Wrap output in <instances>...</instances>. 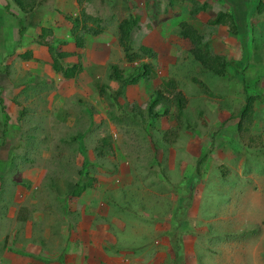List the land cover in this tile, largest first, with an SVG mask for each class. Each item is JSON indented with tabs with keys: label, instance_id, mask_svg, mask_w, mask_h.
Returning a JSON list of instances; mask_svg holds the SVG:
<instances>
[{
	"label": "rangeland",
	"instance_id": "374dc122",
	"mask_svg": "<svg viewBox=\"0 0 264 264\" xmlns=\"http://www.w3.org/2000/svg\"><path fill=\"white\" fill-rule=\"evenodd\" d=\"M77 1L100 19L103 32L76 51L78 60H68L82 66L69 79V67L67 75L53 73L45 47L28 43L67 41L70 25L57 14L76 13L75 0H42L30 15L0 0V124L3 114L8 116L0 134V264H62L59 257L78 227L107 234L87 236L97 242L90 256H100V264H174L171 237L177 234L183 264H264L263 102L255 101L252 124L263 148L242 145L235 121L228 119L245 90L264 91V50L261 40L246 41L245 28V43L238 35L232 58L225 32L205 27L222 5L243 3L246 16L254 1L208 0L212 7L194 20L185 2L169 7L166 0ZM130 15L139 23L136 43L156 52V77L111 101L95 85L107 83L111 92L116 86L107 81V66L127 67L115 32L118 21ZM186 21L212 51L238 62L239 73L233 66L223 76L200 72L189 43L178 35V24ZM24 25L18 38L17 28ZM17 38L26 46L13 49L8 59ZM26 50L32 52L30 61L18 56ZM167 79L176 81L187 100L185 120L192 128L181 127L171 146L160 134L171 122L159 121L148 134L116 108L128 111L133 102L143 103L152 87ZM101 138H109L110 151L96 157ZM82 182L89 188L70 197V185ZM21 208L27 211L25 222L17 219ZM175 226L182 227L177 234Z\"/></svg>",
	"mask_w": 264,
	"mask_h": 264
},
{
	"label": "trees",
	"instance_id": "16d2710c",
	"mask_svg": "<svg viewBox=\"0 0 264 264\" xmlns=\"http://www.w3.org/2000/svg\"><path fill=\"white\" fill-rule=\"evenodd\" d=\"M17 9L23 14H32L34 10L40 5L42 0H9ZM167 5L174 6L177 2H186L189 4L187 16L190 20L196 19L197 15L201 12L207 11L210 7L206 3H199L197 0H166ZM226 1V0H224ZM229 0L227 3H231ZM249 7V11L245 16L246 10L241 5L233 4L229 10L221 8L213 16L205 21V26L211 28H224L226 34L231 37L240 35L245 30L244 22L252 18L253 22L257 24L254 29V25L247 21L248 24H252L249 30V36L246 41L253 43L254 41L261 40L262 48L264 50V3L261 0H252ZM231 9V10H230ZM65 18L70 22L69 34L72 38V43L75 49H83L85 46L86 36H97L102 32L101 21L91 13H87L84 9H79L78 14L70 18L65 15ZM239 18V19H238ZM263 25V27H262ZM139 28L138 19L136 17L128 16L121 20L117 25V44L120 47L123 58L130 64L139 59L140 55H145L151 59H155L156 54L150 47L139 44L134 51V33ZM263 30H261V29ZM256 29L258 30L256 33ZM23 27H19V34L22 35ZM260 34V35H259ZM178 35L180 38L186 40L189 43L188 53L192 59L198 64L197 68L200 72L208 73L215 76H223L227 69L234 67L235 73L238 74V65L234 61L228 60L225 55L215 54L210 50L208 42L204 40V37L199 33L190 23L180 22L178 24ZM38 45H46L47 52L50 57V69L53 73L67 75L66 63L64 60L72 55V53L60 51L56 46L46 44L45 42L35 41ZM243 43L245 38L243 37ZM58 46L64 45V41H55ZM31 53L29 51L20 55V58L30 59ZM72 73L69 77L75 76L76 73L81 71V66L73 65ZM155 66L151 63L138 62L136 67L131 66L126 69L120 70L116 66H110L107 69V79L110 82L116 84L115 91L107 92V84L97 85L98 94L107 99L115 100L117 97L123 94L124 90L128 86L137 85L139 80L149 81L155 77ZM195 84L202 86V83L197 79H191ZM243 90H245L243 88ZM153 93L149 96L148 100L142 106H134L130 110L129 117L132 120L138 121L142 124H148L149 126L161 116H168L174 123V129H168L163 132L161 140L171 146L176 142L178 130L181 127L192 130L189 122L185 120L186 114L184 108L186 105V99L182 93L177 89L176 82L172 79H167L158 83L155 86ZM264 91L261 94H248L245 90V97L243 104L239 109H234L233 117L237 119L236 130L237 136L242 145L252 147L257 150L263 148V143L260 138L252 137L250 129L255 118L253 111V103L255 101H262ZM263 102V101H262ZM0 104H2V98L0 97ZM2 106V105H1ZM24 114L22 109L20 116ZM264 114V111H263ZM5 121L0 124V134L3 137L5 125L7 124L8 116L3 114ZM109 138H101L98 140V145L95 147L96 157H103L104 150L110 151ZM202 159V158H201ZM200 161L197 163V171L200 168ZM196 178H200V174L196 173ZM91 185V184H90ZM89 185L86 183H75L70 185L68 191L69 196L77 198L82 192L87 190ZM27 211L25 208L19 210L17 219L20 222H25L27 219ZM182 230V227L175 226L174 233L177 234ZM171 240L172 254L174 256V264L182 263V249L179 240V236L173 235Z\"/></svg>",
	"mask_w": 264,
	"mask_h": 264
},
{
	"label": "clouds",
	"instance_id": "9594fccd",
	"mask_svg": "<svg viewBox=\"0 0 264 264\" xmlns=\"http://www.w3.org/2000/svg\"><path fill=\"white\" fill-rule=\"evenodd\" d=\"M262 1V0H261ZM42 2V1H41ZM186 3V2H185ZM222 3V2H221ZM41 4V3H40ZM75 6H76V8H77V12L76 13H73L72 15H69V14H64V13H62V12H59L57 15H59V14H61V16L63 17V19L64 20H66L68 23H69V25H70V22L65 18V15H67V16H69L70 18H73V17H75L77 14H78V10L79 9H84L85 11H86V8L84 7V6H81L80 5V3L77 1V0H75ZM188 4V3H187ZM40 6V5H39ZM38 6V7H39ZM37 7V8H38ZM188 7H189V4H188ZM222 8L224 9V10H226L227 8H229V7H227V6H225V7H223V5H222ZM210 9V8H209ZM221 9V8H220ZM219 9V10H220ZM231 10V9H230ZM218 11V10H217ZM87 13H88V11H86ZM202 13V12H201ZM92 14V13H91ZM215 14V13H214ZM213 14V15H214ZM25 15H27V14H25ZM199 15V14H198ZM198 15H197V17H198ZM212 15V16H213ZM130 16H132V17H135V16H133V15H130ZM196 17V18H197ZM211 17V16H210ZM210 17H208V18H210ZM123 20V19H122ZM121 20H119L118 21V23H117V25L119 24V22H120ZM189 23V22H188ZM117 25H116V32H115V40H116V44H117ZM192 25V24H191ZM10 26H12V25H10ZM71 26V25H70ZM70 26H69V29H70ZM193 26V25H192ZM26 26L24 25V27H23V31H22V34H23V32L25 31V28ZM101 27H102V25H101ZM194 27V26H193ZM206 27V26H205ZM257 27V25H255V28ZM195 28V27H194ZM211 27H208V31H209V29H210ZM69 29H68V36H69V39L66 41V40H55V41H64L65 42V44L64 45H61V46H58V44H55L54 43V45L53 46H56L60 51H64V52H69V53H72V55H70V56H68L65 60H64V62L66 63V68L67 67H69V69L71 70H68V72H70V74L72 73V66L73 65H80V61H78L76 64L75 63H68V60L69 59H71V58H75L76 60H78V58H79V56H80V54L79 53H76V51H79V50H82V49H75L74 48V46H73V43H72V38H71V36H70V34H69ZM139 29V28H138ZM214 29V28H213ZM224 29V28H223ZM102 32H103V28H102ZM102 32L99 34V35H101L102 34ZM224 32H225V30H224ZM135 33H136V31H135ZM135 33H134V35H135ZM200 33V32H199ZM17 34H18V38H19V36H20V34H19V27L17 28ZM99 35H97V36H86L85 37V41H86V43H85V45H87V43H88V41H89V39L90 38H94V37H98ZM209 37V36H208ZM211 37V36H210ZM209 37V38H210ZM231 37V36H230ZM16 39V42H15V44H13L12 45V51H11V53L9 54V56H8V59H9V57L10 56H13V54H14V50H19V49H21V48H24L26 45H21V44H19V41H20V39ZM133 40H134V51L136 50L135 48H136V46L137 45H139V44H141L140 42H138V43H136V41H135V39H134V37H133ZM31 41V40H30ZM37 41H40V40H37ZM54 41V42H55ZM40 42H42V41H40ZM46 43V42H45ZM28 44H34L35 46L36 45H38V44H36L35 43V41H31V42H29ZM47 44V43H46ZM69 46V47H71L70 49L68 48V49H65V48H67V47H65V48H63L64 46ZM142 45H144V44H142ZM38 46H43V47H45V49H46V52H45V56H44V60L46 59V57H47V59H48V61H49V63H48V66H49V68H50V57H49V54H48V52H47V46L46 45H38ZM144 46H146V45H144ZM85 47V46H84ZM117 47L120 49V47L118 46V44H117ZM147 47H149V46H147ZM14 49V50H13ZM152 49V48H151ZM211 50V49H210ZM26 51H29L30 53H31V57H30V59H25V60H23V59H21L20 58V55H22L23 53H21L20 55H18L19 56V58L21 59V60H23V61H30V60H32L33 59V56H32V52L30 51V50H26ZM26 51H24V52H26ZM120 51H121V49H120ZM153 51V50H152ZM212 51V50H211ZM213 53H215V54H217V52H214V51H212ZM155 54H156V52H155ZM48 55V56H47ZM121 55H122V58H123V54H122V51H121ZM190 55V54H189ZM221 55V54H220ZM191 57V56H190ZM7 59V60H8ZM155 59H156V57H155ZM155 59H151V58H149V57H147V56H145V55H140V57H139V59L138 60H136V61H134V62H132V64H130V63H128L124 58H123V61L127 64L126 66L127 67H124V68H120V67H118L116 64H109L108 66H107V68H106V71H105V73H106V78H107V69L110 67V66H116L118 69H120V70H123V69H126V68H128V67H131V66H135L136 67V65H137V63L138 62H146V63H151L153 66H155V69H156V64L154 63V60ZM191 59H192V57H191ZM228 59V58H227ZM228 60H231V59H228ZM192 61L196 64V65H198L193 59H192ZM81 66V65H80ZM51 70V69H50ZM66 72H67V70H66ZM82 72V66H81V71L80 72H78V73H76L75 75H77V74H80ZM56 74V73H55ZM61 75V74H60ZM67 77L69 78V79H71V78H73V77H75V76H73V77H69V75H67ZM155 77H156V71H155ZM155 77L153 78V79H150L149 81H144V80H139L138 81V83L141 81V82H146V83H150V82H153V80L155 79ZM194 79V78H193ZM172 80H174V79H172ZM198 80V79H197ZM107 81H108V83L110 82L108 79H107ZM175 81V80H174ZM162 82V81H161ZM176 82V81H175ZM113 83V82H112ZM137 83V84H138ZM158 83H160V82H158ZM158 83H156L153 87H152V90L150 91V93L148 94V96H147V98H146V100L143 102V103H141V104H136L135 102H133L132 104H131V107H130V109H128V111H125L123 108H122V105H117L116 106V108L118 109V113L119 114H121L122 116H127L128 118H130L129 117V114H130V110H132V108L136 105V106H142L147 100H148V98H149V96L153 93L152 91L155 89V86L158 84ZM102 84H107V83H102ZM115 84V83H114ZM99 85H101V84H99ZM98 85V86H99ZM108 85V84H107ZM176 85H177V83H176ZM198 85V84H197ZM95 86H97V84L95 85ZM115 86H116V84H115ZM136 86V85H135ZM128 87H134V86H128ZM127 87V88H128ZM115 89H116V87H115ZM115 89L114 90H111V91H115ZM106 91H110V87H109V85H108V88L106 89ZM125 91V90H124ZM97 92H98V90H97ZM181 92V91H180ZM124 93V92H123ZM248 94H251V93H248ZM254 94V93H253ZM123 95V94H122ZM183 95V94H182ZM121 96V95H120ZM119 96V97H120ZM184 97V96H183ZM244 97H245V92H244ZM262 101H263V105H264V96H262ZM244 101V100H243ZM258 101V100H257ZM186 102H187V100H186ZM255 103V102H254ZM254 103H253V111H254V113H255V109H254ZM243 104V103H242ZM241 104V105H242ZM130 105V104H129ZM241 105L238 107V108H236V109H239L240 107H241ZM185 107H186V105H185ZM264 107V106H263ZM184 110H185V108H184ZM234 111V110H233ZM233 111H232V113L230 114V118H229V115H228V119L230 120V119H232V120H234L235 121V124H234V129L236 128L235 126H236V122H237V119L235 118V117H233ZM262 111H264V108H263V110ZM264 115V114H263ZM256 117V116H255ZM131 119V118H130ZM254 120H255V118H254ZM160 121V124L161 123H164V124H166V125H168V122H171L172 123V126L171 127H166L164 130H162L161 131V136H162V134H163V132H165L166 130H168V129H171V128H173L174 129V123H173V121H171L170 119H169V117L168 116H161V117H158L155 121H154V123L152 124V125H148V124H142V123H140L141 124V126L144 128V130L146 131V133H148V132H150L149 130H152V129H154L155 127H156V124L158 123ZM254 122V121H253ZM253 124V123H252ZM149 134V133H148ZM250 134H254V133H252V127H251V129H250ZM255 135V134H254ZM255 137H258V138H260L258 135H255ZM162 141V140H161ZM241 143V142H240ZM175 144V143H174Z\"/></svg>",
	"mask_w": 264,
	"mask_h": 264
},
{
	"label": "crops",
	"instance_id": "0c3cea01",
	"mask_svg": "<svg viewBox=\"0 0 264 264\" xmlns=\"http://www.w3.org/2000/svg\"><path fill=\"white\" fill-rule=\"evenodd\" d=\"M197 1L199 3L203 2V3L208 4L210 8L212 7V4L210 2H208V0H197ZM262 2L264 3V0ZM177 3H179V2H177ZM241 7L242 8L244 7L243 3L241 5ZM226 10H229V9L227 8ZM247 21L252 23L254 25V29H255V24H256L255 21L253 22L252 18L248 19ZM247 21L244 22V26H245V28H247L245 36H248V34H249L248 29H250V27L252 25V24H248ZM211 29H213V28H210L209 30L211 31ZM214 29H222L224 31L223 28H214ZM257 31L258 30L256 29V33H257ZM224 36H225V38H228L230 40V48L231 49L229 50V55L231 56V54L233 53V55L231 56L233 58L237 54V47L235 46V44H237L236 40L238 39V36L230 37L226 34V32H225ZM215 37L217 38V36H215ZM246 39H247V37H246ZM215 51H216V49H215ZM230 51L232 53H230ZM217 54H219V53H217ZM221 55H224V54H221ZM257 68H263V67H259V65H258ZM98 231L99 230L96 229V230L91 232L90 230H88L86 228H82V227H78L77 230L72 229L71 236L69 235V242L68 241L66 242L67 252L64 253L63 257L62 256L59 257L60 262L62 260L63 261L62 264H71L73 261H75V264H91V263L100 264V258H101L100 256H97V259H96V257H94V255L90 256L91 250H93L91 247H92V245H96L97 242L92 237H87L88 235H90V236H94L95 238H97ZM99 232H101V231H99ZM104 235H107V234L104 232H101L100 238H102ZM89 241L91 242V244L89 243ZM42 252H43V254L46 253V251H44L43 249H42ZM85 254L87 257H84ZM61 257H62V259H61ZM34 259L36 260V262H38V261L43 262V260H41L38 256H36ZM83 259H85L86 261L84 262ZM51 261L53 263H56V260H51ZM13 264H15V263H13Z\"/></svg>",
	"mask_w": 264,
	"mask_h": 264
}]
</instances>
